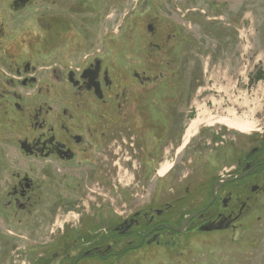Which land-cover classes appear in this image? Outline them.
<instances>
[{
	"label": "flooded vegetation",
	"instance_id": "obj_1",
	"mask_svg": "<svg viewBox=\"0 0 264 264\" xmlns=\"http://www.w3.org/2000/svg\"><path fill=\"white\" fill-rule=\"evenodd\" d=\"M36 1L40 8L26 12ZM46 1L0 0L2 218L13 210L31 213L42 206L50 215L64 208L78 210L80 217L79 225L70 227L65 244L40 253L34 264L92 260L119 264L142 248L175 247L184 234L238 228L263 191L259 177L264 176V134L260 144L244 145L235 158L232 142L224 140L229 133L222 129L213 139L219 151L232 149L236 164L231 169L200 178L182 194L167 189L163 202L156 203L151 192L150 202L135 208L133 190L139 174L143 181L168 177L172 168L159 174L161 160L181 137L184 141L182 132L192 114L182 108L158 111L151 102L146 110L150 122L140 119L138 101L151 97L142 91L163 86L167 81L162 80L174 67L167 57V42L173 37L165 38L164 30L149 22L150 37L158 41L150 38V59L139 66L131 59L139 56V46L134 44L113 42V52L108 54L107 38L99 36L91 47L96 36L86 30L89 26L84 28L91 21L86 1L78 10L75 0L61 8L58 0L42 5ZM23 13L29 16L23 19ZM130 23L136 27L138 21ZM153 54L163 69L155 70ZM151 109L164 117L166 126L156 123ZM207 126L202 125L187 144ZM187 144L177 148L176 156ZM157 162L159 167L154 165ZM91 210H98L94 214L98 224L91 221L86 228L84 211ZM51 234L50 242L56 241V234Z\"/></svg>",
	"mask_w": 264,
	"mask_h": 264
},
{
	"label": "rangeland",
	"instance_id": "obj_2",
	"mask_svg": "<svg viewBox=\"0 0 264 264\" xmlns=\"http://www.w3.org/2000/svg\"><path fill=\"white\" fill-rule=\"evenodd\" d=\"M64 1L58 0L60 8L72 4L70 0ZM75 1L78 2L75 3L76 10L86 1V11H89L92 22L85 24L84 28L89 26L90 29L86 30L96 36L92 38L91 47L101 37L107 38L108 54L113 52V42L134 44L139 46V56L132 55L131 59H135L139 66L150 59L147 48L150 38L158 41L150 37L149 22L164 30L165 38L168 35L173 37L167 42V57L174 65L167 73V80H162L167 82L151 91L143 89L141 94L148 93L151 97L138 101L143 123L150 122L146 110L154 102L158 111L165 107L192 112L183 136L202 110L211 116H228L233 111L259 129L243 133L218 123L207 126L206 132L197 134L194 141L176 156L177 148L183 142L181 137L177 146L170 148L167 158L161 160L163 164L172 163L168 177H148L143 181L139 174L138 185L133 190L135 208L150 202L151 192L156 203L163 202L164 198L167 200V189L174 188L182 194L188 186H196L200 178L228 171L236 164L234 157L244 145L252 148L261 143L264 134V75L257 79L256 74L259 70L264 74V0ZM50 2L47 0L42 5L48 6ZM40 5V1H36L26 12L33 13ZM97 11L101 14L95 15ZM27 16L29 14L23 13L21 18ZM13 17L20 20L18 15ZM135 19L138 21L136 27L130 23ZM153 60L155 70L163 69L154 54ZM152 116L157 124L166 126L162 115L154 113ZM222 129L229 133L224 140L232 142L233 158L232 149L226 152L216 147L213 137L217 132L221 135ZM14 153L9 152V155L14 156ZM154 165L159 167V162ZM259 178L263 191L256 196L238 228L209 234H184L175 247L142 248L121 259L119 264H264V176ZM84 212L82 222L86 228L91 221L98 224V210ZM78 213V210L69 212L59 208L50 215V211L42 206L31 213L13 210L5 217L7 220H3L4 214L0 211V264H34L40 253L65 244L70 227L80 223ZM127 213L129 211L118 216L124 217ZM52 231L57 237L54 242H50ZM88 264L99 262L92 260Z\"/></svg>",
	"mask_w": 264,
	"mask_h": 264
},
{
	"label": "bare ground",
	"instance_id": "obj_3",
	"mask_svg": "<svg viewBox=\"0 0 264 264\" xmlns=\"http://www.w3.org/2000/svg\"><path fill=\"white\" fill-rule=\"evenodd\" d=\"M217 123L226 125L243 133L259 130L253 122L238 117L233 111H230L228 116H211L206 110H202L200 115L190 123L181 148L189 142L190 138L198 132L202 125L212 126ZM171 168L172 163L167 162L162 166L159 174L163 176L168 173Z\"/></svg>",
	"mask_w": 264,
	"mask_h": 264
},
{
	"label": "trees",
	"instance_id": "obj_4",
	"mask_svg": "<svg viewBox=\"0 0 264 264\" xmlns=\"http://www.w3.org/2000/svg\"><path fill=\"white\" fill-rule=\"evenodd\" d=\"M263 72H261L260 70L257 72V74H256V78L257 79H262L263 78Z\"/></svg>",
	"mask_w": 264,
	"mask_h": 264
},
{
	"label": "water",
	"instance_id": "obj_5",
	"mask_svg": "<svg viewBox=\"0 0 264 264\" xmlns=\"http://www.w3.org/2000/svg\"><path fill=\"white\" fill-rule=\"evenodd\" d=\"M179 229H183V227L179 228Z\"/></svg>",
	"mask_w": 264,
	"mask_h": 264
}]
</instances>
